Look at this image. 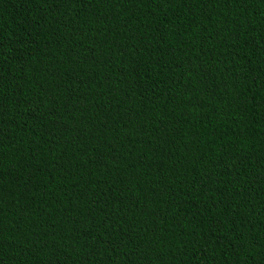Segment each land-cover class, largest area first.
Masks as SVG:
<instances>
[{
	"label": "trees",
	"instance_id": "obj_1",
	"mask_svg": "<svg viewBox=\"0 0 264 264\" xmlns=\"http://www.w3.org/2000/svg\"><path fill=\"white\" fill-rule=\"evenodd\" d=\"M0 264H264V0H0Z\"/></svg>",
	"mask_w": 264,
	"mask_h": 264
}]
</instances>
